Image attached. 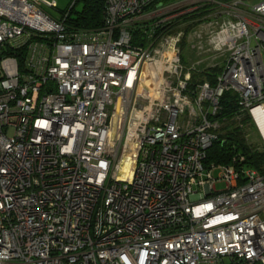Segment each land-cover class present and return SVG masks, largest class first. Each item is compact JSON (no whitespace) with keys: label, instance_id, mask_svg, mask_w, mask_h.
<instances>
[{"label":"built area","instance_id":"2783aa9c","mask_svg":"<svg viewBox=\"0 0 264 264\" xmlns=\"http://www.w3.org/2000/svg\"><path fill=\"white\" fill-rule=\"evenodd\" d=\"M104 2L0 0V264H264V170L205 163L229 91L264 146V0Z\"/></svg>","mask_w":264,"mask_h":264},{"label":"trees","instance_id":"16d2710c","mask_svg":"<svg viewBox=\"0 0 264 264\" xmlns=\"http://www.w3.org/2000/svg\"><path fill=\"white\" fill-rule=\"evenodd\" d=\"M68 11L67 21L74 28H98L105 15L104 0H74ZM170 1V0H166ZM66 11H62L66 12ZM200 80L206 78L198 75ZM218 117L222 118V133L208 149L205 163L230 164L235 156H245L244 165L264 170V146L257 140V132L252 128L250 116L239 112L235 95L227 92L221 100ZM253 135L247 137L248 129Z\"/></svg>","mask_w":264,"mask_h":264},{"label":"rangeland","instance_id":"374dc122","mask_svg":"<svg viewBox=\"0 0 264 264\" xmlns=\"http://www.w3.org/2000/svg\"><path fill=\"white\" fill-rule=\"evenodd\" d=\"M47 1H49V2H52V1H56V3H57V6H58V11H56V10H52V13L54 14V15H57V14H59L60 12H62V11H66L67 9H69L70 8V6L74 3V0H47ZM60 11V12H59ZM185 52V51H184ZM187 52H189V49L187 50ZM186 53V52H185ZM190 55H192L193 54V56H194V58L196 59H198V53L197 52H190L189 53ZM222 133V132H221ZM217 189L218 190H223V189H225V185L223 184V183H218L217 184Z\"/></svg>","mask_w":264,"mask_h":264}]
</instances>
